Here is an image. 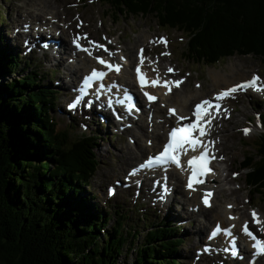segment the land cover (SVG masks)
Returning a JSON list of instances; mask_svg holds the SVG:
<instances>
[{
  "label": "trees",
  "instance_id": "obj_1",
  "mask_svg": "<svg viewBox=\"0 0 264 264\" xmlns=\"http://www.w3.org/2000/svg\"><path fill=\"white\" fill-rule=\"evenodd\" d=\"M105 3L116 19L151 15L160 30L182 33L184 57L193 64L208 67L233 56L264 61V0ZM2 46L7 51H0V80L13 67L23 74L0 84V264H117L123 246L132 251L139 232L125 229L128 214L115 211L109 227L111 215L88 204L84 189L100 163L99 135L84 133L71 141L57 130L50 116L53 91L41 85L28 60L22 67L11 48ZM260 117L255 153L239 164L253 195L264 192V113ZM148 226L131 264H180L185 240L173 237L180 230L166 218Z\"/></svg>",
  "mask_w": 264,
  "mask_h": 264
},
{
  "label": "rangeland",
  "instance_id": "obj_2",
  "mask_svg": "<svg viewBox=\"0 0 264 264\" xmlns=\"http://www.w3.org/2000/svg\"><path fill=\"white\" fill-rule=\"evenodd\" d=\"M48 1H50V6H48ZM79 3H81L80 6L75 9V5ZM55 5H59L60 11L64 16L66 15L65 18L68 17L65 24L67 26L70 24L72 25L70 33L66 36L61 35V39H64L68 43V46L71 34L74 31H78L76 29L79 24L78 20L86 24L82 32L79 33H85L89 36L91 41L94 42L107 44L106 39L109 38L120 47H129L133 53L136 45L140 44L142 45L140 47L146 49L148 43L153 42L154 46H152V44L147 46L148 50L152 49L153 56L150 55L149 51L147 53L145 52L146 56L149 58V63H152L151 60H158V62L161 63L159 60H162L165 68L164 70L170 67L176 74H179L180 77L187 80L182 87L184 91H188L190 94L193 93L194 95L196 85L198 84L201 86V91L207 95L211 92H217L218 89L212 86L213 78L211 77L212 74H215V71L223 76L225 80L233 79V77L236 76L246 79L252 73H258L264 79V61L252 56H233L208 67L193 64L184 57L183 48L186 38L182 33L175 29L160 30L157 20L151 15L146 17H130L126 15L116 19L114 17V11L109 9L105 0H0V18L2 20L0 22V51L6 52L7 50H5L2 45H9V47L15 48L16 53H20L21 56L23 55L22 53L25 51L23 44L26 42V39L20 36V25L24 26L30 36L36 33L38 27L39 36L42 38L44 36L42 33L45 30L48 32H50V30L53 31L54 28L49 23L26 25L24 24V19H26L25 17H27L29 13L33 16L39 14L40 16L35 19L40 20L43 18L45 22L50 18L47 15L48 11L45 14L41 12L43 6L55 12ZM52 22L51 20V23ZM27 27L30 28L27 29ZM143 34H146L147 37L149 36L152 42L147 40L143 44L138 42L136 44L135 41H138V38ZM162 36L166 38L165 41L168 43L167 46L158 43V38ZM46 38V41L49 40L48 35ZM36 39L37 38L33 37V42L28 41L26 45V47H30L34 52L23 59L17 55V61H19L23 67V62L28 60L30 68L36 70L37 74L41 77V85L51 89L57 99L58 96L61 95V92L66 96L67 94L64 93L62 84H60L61 81L65 83L64 72L60 69L62 64H59V67L49 64L47 59L43 58V56L46 57L48 53L34 45ZM58 41L62 43V40ZM10 52L13 51L10 49ZM162 53L168 54L162 55ZM154 56H157V58H154ZM65 57L66 56H64L62 60H64ZM230 63H233L235 67L233 71L234 76L231 74V68L229 67ZM58 69H60V71ZM51 71H57L58 73L52 74L50 73ZM9 73V76L0 80V84L15 79L18 76H22L23 74L20 68L18 69L15 67L11 68ZM46 74L50 75L49 79L45 78ZM257 102V99L251 94L231 98L228 101L231 113L229 120L224 118V120H221V122L216 125V136L214 137L218 139V148L220 152H222L221 154L225 156L223 157L224 161L220 163L221 172L216 176L217 194L215 193V204L218 206L219 211H225L224 209H226L227 212H229L230 209L236 208L235 212L230 211V213H235L238 217L247 221L249 220V210L254 208L258 209L261 213V218H263L262 221L264 225V192L263 195L252 194L246 185L245 171L242 170L239 165L248 153H255L256 142L262 132L258 122L255 121L256 118L259 117L255 115L264 113V111H262L264 104L257 105ZM65 104L66 100L59 98L56 100L54 108L50 111V116L54 120L57 130H65L70 136L71 141H74L79 135L84 133L97 132L96 134L99 135L95 153L100 163L98 164L96 173L92 177L91 187H86L84 189L87 193L86 195H88L86 196L88 204L93 206L95 210L99 209V211L102 210L111 215L109 216V218L111 217V221L107 223L109 227H111L115 219V211L128 214L129 217L128 220L125 221V229L132 230L135 228L139 232V236L135 241V245L132 247V251H126L127 244L123 246V252L118 258L117 264H131L135 258L134 249L140 246L143 236L145 232H147V227H149L148 223L155 224L165 218L172 221L180 230L178 234L173 237L185 240V242L179 246L178 250L179 256L177 258L180 264H222L221 260L224 259L220 256L202 257L200 260H196V251L200 250L199 246L202 244V240L205 239L210 226L209 223L206 222L207 224L204 225L202 233L199 234V221L205 222L207 216H205V214L199 217L197 221L191 218L190 213L193 211H191L190 208L192 204H188L187 206L184 202L185 198H182L181 195L171 194V197H168V200L164 204H153V202H147V200H145V195L148 194L149 189L143 188L142 198L138 200L135 199V193L133 194L132 192L129 194L127 193L129 196L124 198L126 197V193L121 190L117 192L114 198H108L106 187L108 185H114V182H123L124 180L123 173L126 171V168L120 176H116L114 172L115 169L117 170L122 164L120 161L126 158L121 156V151H123L128 144L131 145L130 142L132 140L135 141V139H130L122 133V135L114 133V126L118 124L114 117H109L112 124L105 121L104 118H101V116H98L99 114L95 112H93L95 116H93L91 112L83 111L80 117L77 113L75 116L77 115L78 117H72L64 113V111H66ZM90 116L98 117L95 118L96 120L94 121L92 118L88 121L87 118ZM244 128H248L249 131L247 134L243 131ZM43 159L44 158H41V160ZM135 162L134 160L133 163ZM128 167L129 165H127V168ZM234 173L236 178H234ZM197 202L199 203L200 200L198 199ZM230 204L231 207L233 206L232 208L229 207ZM208 212L211 217L216 213L212 210ZM146 218L147 220H145ZM207 221L211 222L212 220L210 218V220ZM263 234L264 228L260 235ZM198 240L201 242L197 243ZM226 259H228V257ZM228 264L246 263L233 262Z\"/></svg>",
  "mask_w": 264,
  "mask_h": 264
},
{
  "label": "bare ground",
  "instance_id": "obj_3",
  "mask_svg": "<svg viewBox=\"0 0 264 264\" xmlns=\"http://www.w3.org/2000/svg\"><path fill=\"white\" fill-rule=\"evenodd\" d=\"M50 5H51L50 1H48V6H50ZM55 6H56V8H54V9H56L55 12H54V10H51V9L49 10L48 8L46 9V6H43V10L41 12L45 14L48 11L47 15L50 18V19H47V21H45V22H44L43 18L40 20L35 19V18H38L40 16L39 14H37V15L35 14V16H33V15H30V13H29L28 16L25 17L26 19H24V21H25L24 24H26V25H29V24L32 25L34 23H38L39 25L44 24V23H49L55 30L50 31V32L45 30L42 33L44 35L42 38L39 36V27L37 28L36 33L34 35L31 34V36H30V34L27 33L26 29L24 28L25 30H23V31L21 30L20 36H21V38L26 39L27 44H28V41L33 42V37L37 38L34 41V45L40 47L41 49H43L44 51H46L48 53V54H46V57L43 56V58L47 59L48 63L51 64L52 66H58L59 67V64H62L60 69L64 72L65 83H63L61 81L60 84H62V88H63L64 93L67 94L69 92V90L74 88V83L77 80V78L81 77V75L85 74L87 71H89L95 65L93 64L92 58H90L86 54H81V53L77 54V53L72 52L73 49L68 46V43L64 39H61V35L66 36L68 33L71 32L70 29L72 28V25L70 24L67 26L65 24V21L68 20V17L65 18L66 15L64 16L63 13L60 11L59 5H55ZM62 15H63V17H62ZM33 19H35V20H33ZM51 20L53 21L52 23H51ZM28 28H30V27H27V29ZM47 35L49 36V39L54 38L57 43L56 44L46 43V46H41L40 44L42 42H46V39H47L46 36ZM58 40H62V43H59ZM147 40L152 41V39L149 36L147 37L146 34H143L138 38V41H135V42H136V44H137V42L143 44ZM140 46H142V45L139 44V45H136L134 47L135 48L134 53L131 52V49H129V47L120 48L121 53H123V55L121 57H123L124 60H122L123 66L121 69V73L118 76H116L115 78L118 81H120L124 85V87L134 84V78L135 77L131 72V67L134 64H136L137 62L141 61V55L143 56V60H147V62L149 63V58H148V56H146L145 52H144V54L140 53L139 49L144 48V47H140ZM13 49L15 50V48H13ZM64 56H66V57L64 60H62ZM113 59L120 61L121 58L117 54H114ZM159 61H161V63L158 62V60H153V61L151 60L152 64H154V65L149 67V70L147 71V74L149 76L154 77V74L150 71L151 68H154L157 66L158 68L162 69L164 67L162 60H159ZM229 67L231 68L232 76H234L233 71H234L235 67H234L233 63H230ZM157 75H158L159 79L162 78V75H159V74H156V78H157ZM170 77H171V75H170ZM211 77L213 78L212 79V82H213L212 86L216 87L220 92L229 86L236 85L237 83H241V82L245 81V79L241 78L240 76L233 77V79H230V80H225V78L223 76H221L217 71H215V74H212ZM159 93L161 94V98H160L159 102H157V104H155V105H153L147 109V113H152L151 121L148 120V117H147L148 114H147L142 119H140L136 124H134V126L131 128L128 127L127 129H123L122 128L123 124H120V123H118L117 125L114 126L115 128L113 129V131H118V132L122 133L123 135L128 136L130 139H132V138L135 139V141L132 140L130 142V143L134 144L133 146H132V144L131 145L128 144L127 147L125 149H123V151H121V156L126 157V158L123 159V161H120V162H122V164L120 165V167L117 170L115 169L114 172H115L116 176H120L122 174V172H124V169L126 168V171L123 173V174H125L128 171L129 167L134 166L137 162L141 161L144 157L146 158V156L157 151V149L159 148L161 143L165 140L164 130H165L166 125L167 124H169L170 126L175 125L176 119H175V117H172L168 114V109L175 108L178 112L177 115L184 116L188 111H190L191 106L195 102L197 103L200 99L210 98L211 100H214V98H215V95L213 96L214 92H211L210 94H208L209 96L207 94L203 93L201 91V86L196 87V91H195L194 95H193V93L190 94L188 91H184L183 87H180L179 90L174 89L172 91V94L169 97H165L164 95H162V93L160 91H159ZM215 93L217 94L219 92L215 91ZM115 95H116V93L112 92L111 100L115 99ZM226 98L224 100H221V101L226 102ZM82 113L83 112H80V114H82ZM91 113L93 114V116H95V114L92 111H91ZM93 116H90L89 118H87L88 121H90L91 118L94 121V120H96L95 118H97L98 116H101V118H104L105 121L112 124V122L109 119V117H113L112 114L110 113L109 110H107L103 107H102V113L101 114H99L97 117H93ZM150 125H151V127H149ZM149 141L151 142V146H149L147 144ZM221 153L222 152H220V150L218 148V152L216 154L217 157L220 156ZM134 160L136 161L135 163H133ZM127 165H129L128 168H127ZM174 173H175L174 174L175 182L177 184L176 188L178 190H175V186L173 184L171 175L169 176V174H163L164 176H166L164 181H166L167 185L170 187V192L168 193L167 197H171L170 196L171 194L176 195L177 193L179 195H181L182 198L184 197L185 198L184 202L186 203L187 206H188V204H192L191 208L197 209L196 212L190 213L191 218L196 219V221L198 220L199 217L204 216L206 214L205 216H207V219L205 220V222L199 221L200 222L199 234L202 233V229H204V225H206L207 223H209V226H211L213 224H217L218 222L219 223L221 222L223 225H226L228 223L227 226H233L235 230H239L238 228L241 225L240 223L242 221H244V219L240 218V217L239 218L235 217L234 220L233 219L231 221L228 220L227 217L230 214V211L233 212V209L232 210L230 209L229 212H227V210H225V209H224L225 211H222V210L219 211L218 210V206L215 204V197H216V195H215L216 191L215 190H214V196H213V205L209 210H207L206 208L201 206V203H200V205L197 203V198H198L197 193H198V188H200V187L194 188L195 190L190 189L191 190V191H189L190 193L187 192L184 187H181L179 185L183 179L181 177V172L175 171ZM155 176L157 178L159 177L158 175H155ZM211 182H212L211 185H213L214 182L216 183V179H214V181H211ZM161 183H163V182L161 181ZM214 189H216V184H215ZM217 192H218V190H217ZM210 210H212L213 212H216V213H214L215 215H213V217H211L209 215L208 211H210ZM210 218L212 221L211 222L207 221V220H210ZM226 219L228 220V222ZM199 222H198V224H199ZM220 236H223V235H220ZM224 237L225 236L220 237L219 241L228 247L227 240H226L227 238L225 237L226 238L225 239ZM217 240H218V238H217ZM199 242H201V241L198 240L197 243H199ZM202 243H204L203 245H208V243L205 242V239L202 240ZM212 249H213V253H212L213 256L216 257V255H219L216 252V248L214 246ZM239 250L244 251L245 249L239 248ZM245 251H248V250H245ZM248 253L250 254L249 251H248ZM238 256H240V255L238 254ZM217 257H219V256H217ZM261 263H262L261 260H257L255 263H248V261L246 262V264H261Z\"/></svg>",
  "mask_w": 264,
  "mask_h": 264
},
{
  "label": "snow or ice",
  "instance_id": "obj_4",
  "mask_svg": "<svg viewBox=\"0 0 264 264\" xmlns=\"http://www.w3.org/2000/svg\"><path fill=\"white\" fill-rule=\"evenodd\" d=\"M79 27V25H77ZM81 38L79 36L75 37L73 39V44L75 47L80 50L86 52L88 55H92V52H90L87 48H84L79 43V40ZM84 39H87V36L85 34ZM160 42H163L166 44L165 38L160 37ZM88 43L90 45H93L95 49H103L109 57L113 55L111 51H109L107 48H104L103 45L98 44L94 41L88 40ZM143 50L141 49V53ZM168 53H162V55H167ZM98 64L103 65L106 69L109 71H120V66L112 64L111 62L103 59L100 56L95 57ZM123 60V57H121ZM141 61H143V56L141 55ZM168 72H172L173 69L168 68ZM106 72L103 70H96L93 69L89 75H86L83 78L82 84L78 89L77 95L74 97L73 101L68 105L69 109H74L78 105H81L84 103L85 106H88L91 104L90 101L85 102L84 98L88 95L87 89L92 87L93 81H101L106 76ZM136 79L137 82L141 88V91L147 86V87H157L161 86L166 89L167 91H170V85L171 86H179L182 81L181 80H165L161 81L157 75L156 79L148 80L145 78L144 74L140 70V66L138 65L136 68ZM258 77L256 75H253L250 80L243 82L242 84L235 85L233 87H230L226 90H222L219 92L214 100L215 103H213L212 100L205 99L202 100L200 103L196 104L194 107V110L192 111L191 115L194 117V119L191 120V122L180 124L179 122L181 120L188 119L187 117H182L179 115H175V111L173 109H168L169 115H175V119L177 121V126L171 127L170 131L167 133V142L163 145V150L160 151L157 155L154 157H149L144 163L140 165L141 168L148 167L152 168L153 166H167L169 164L175 165L177 168L180 167V154L184 151H186L187 148H191L192 150H196L197 148H202L203 150L200 152L197 156H192L191 159L187 161L188 167L190 169V174L187 179L186 187L192 190H195L193 188L194 184H200L203 183V177L210 171L209 169V162L210 159H214L215 157L209 156V149L212 143V141H208L207 144H201L200 141L197 139V137L194 135V133H199L200 136L206 135V129L204 127L205 124H207L209 127L211 126V121L213 119V111L212 109L219 110L220 104L219 101L222 98H225L229 96L231 93H234L238 90H246L248 88H251L254 91H261L264 90V85H258ZM103 85L100 86L96 90V96L98 97L100 94V91L103 89ZM144 97L149 101H154L156 97L149 94L146 91H143ZM130 99V97L125 94V100ZM111 104V101L108 102ZM123 104V102H120ZM133 107L132 105H128L125 110L127 111ZM245 134L249 131L248 129L243 130ZM222 159V157H221ZM131 174H135L134 172ZM235 175V174H233ZM164 191H167V188H164ZM109 194H112V189H109ZM211 193H205V197L210 196ZM203 203L205 205H208V200L203 199ZM231 207V205H229ZM253 222L256 224H260V220L257 217V214L255 211L251 213ZM231 219V217H230ZM227 231V230H225ZM242 231L244 234L247 235L254 243L252 244V248L255 250V255L264 254V240L258 239L251 231H249L247 222H245L244 226L242 227ZM220 232L219 226L216 227V229L213 230V232L210 234L209 239L215 237L217 233ZM208 249L206 248L205 251ZM228 249H225L227 251ZM231 255L233 257L238 255L237 249L235 246H232Z\"/></svg>",
  "mask_w": 264,
  "mask_h": 264
}]
</instances>
